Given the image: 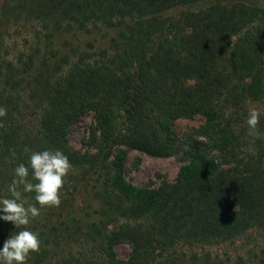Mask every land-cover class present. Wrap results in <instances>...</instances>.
<instances>
[{
	"label": "trees",
	"instance_id": "trees-1",
	"mask_svg": "<svg viewBox=\"0 0 264 264\" xmlns=\"http://www.w3.org/2000/svg\"><path fill=\"white\" fill-rule=\"evenodd\" d=\"M102 28L116 30L108 46L63 39L61 49L62 34ZM263 97L257 4L0 0V198L10 197L20 163L38 183L32 152L60 150L72 165L59 207L22 191L40 215L20 228L0 219V249L28 227L42 243L27 264H228L212 257L214 246L264 230V135H249L245 110ZM89 112L94 151L79 152L68 133ZM194 115L206 118L197 131L205 141L179 139L176 120ZM124 148L182 152L186 163L172 183L137 187L125 180ZM119 244L130 247L126 259Z\"/></svg>",
	"mask_w": 264,
	"mask_h": 264
},
{
	"label": "rangeland",
	"instance_id": "rangeland-1",
	"mask_svg": "<svg viewBox=\"0 0 264 264\" xmlns=\"http://www.w3.org/2000/svg\"><path fill=\"white\" fill-rule=\"evenodd\" d=\"M243 1L257 4L264 9V0ZM22 32L23 29L21 34ZM115 33L116 30L114 29L106 30L102 28L90 32H78L69 36L62 34L58 39L61 44V49L67 51L68 48L65 49L62 46L63 39H68L72 42L73 46L79 49H85L90 43L96 47H105L109 44V37L115 35ZM21 34L14 35L11 43H16L22 38ZM13 40H16V42ZM250 107H255L261 112L260 119L264 117V97L248 104L245 107L248 113ZM205 124L206 118L202 115H194L191 117L183 116L176 120L174 129L181 140L188 141L196 138L197 140L205 141V138L199 136V133H197ZM95 125L96 122L93 112L86 113L75 121L71 125L68 133L70 147L79 152H85L86 150L94 151L93 147L89 146L87 142ZM255 132H261L264 135L263 121L258 123ZM124 149H126L124 161L125 180L137 187L157 188L163 183H172L176 180L180 168L186 163L183 159L182 152L175 156L159 158L149 156L135 149ZM115 251L119 258L126 259L130 254V247L126 244H119L115 247ZM212 252L213 258L225 260L228 264H252L257 262L264 256V230H254L249 235L237 239L234 243L214 246Z\"/></svg>",
	"mask_w": 264,
	"mask_h": 264
},
{
	"label": "clouds",
	"instance_id": "clouds-1",
	"mask_svg": "<svg viewBox=\"0 0 264 264\" xmlns=\"http://www.w3.org/2000/svg\"><path fill=\"white\" fill-rule=\"evenodd\" d=\"M7 114V109L0 106V117ZM261 112L255 108H249L247 125L251 130L249 135L260 138L255 132L259 123ZM3 125L0 124V127ZM29 149L26 147L25 152ZM15 156V152L12 153ZM30 168L32 178L38 183L28 179L29 167L20 163L14 169L15 176L8 186L9 198H0V211L4 213L0 219L12 222L16 228L27 226L30 218L40 215V209L30 204L23 192H35V201L41 208L59 207L61 203L60 193L64 186L65 178L72 168L68 157L60 150L35 151L30 156ZM41 239L37 232L31 231L28 227L11 234L0 249V264H27L31 253L39 252Z\"/></svg>",
	"mask_w": 264,
	"mask_h": 264
}]
</instances>
